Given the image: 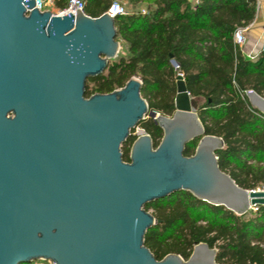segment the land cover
I'll return each mask as SVG.
<instances>
[{
  "label": "water",
  "instance_id": "water-1",
  "mask_svg": "<svg viewBox=\"0 0 264 264\" xmlns=\"http://www.w3.org/2000/svg\"><path fill=\"white\" fill-rule=\"evenodd\" d=\"M34 5L0 0V264H218L205 242L187 259H156L144 244L156 223L144 206L180 190L236 214L264 205V190L219 168L223 140L205 133L181 72L171 116L149 109L136 76L85 97L86 80L119 53L114 16ZM245 95L264 115V96ZM148 117L162 129L159 143L137 135L124 161L122 143Z\"/></svg>",
  "mask_w": 264,
  "mask_h": 264
},
{
  "label": "trees",
  "instance_id": "trees-1",
  "mask_svg": "<svg viewBox=\"0 0 264 264\" xmlns=\"http://www.w3.org/2000/svg\"><path fill=\"white\" fill-rule=\"evenodd\" d=\"M83 12L97 17L111 0H84ZM68 0H53L65 8ZM130 8L114 17L117 60L109 61L97 77L88 78L85 97L109 93L136 76L149 109L171 116L175 110L176 74L181 72L206 134L219 136V168L237 185L254 189L264 185V115L251 107L245 91L264 96V47L254 58L245 57L233 39L237 28L255 16V0H128ZM140 5H144L141 11ZM125 48V54L120 50ZM177 64L175 68L172 64ZM139 126L157 146L162 129L151 119ZM133 131V130H132ZM132 134L121 148L129 161ZM198 138L185 144L193 154ZM156 223L144 235V244L156 259L177 253L187 259L193 246L205 242L216 248L218 264H264V205L236 214L180 190L147 203ZM30 263L21 264H33Z\"/></svg>",
  "mask_w": 264,
  "mask_h": 264
},
{
  "label": "built area",
  "instance_id": "built-area-1",
  "mask_svg": "<svg viewBox=\"0 0 264 264\" xmlns=\"http://www.w3.org/2000/svg\"><path fill=\"white\" fill-rule=\"evenodd\" d=\"M34 3H35L34 7L37 8L38 10L43 11V10L49 9L52 12V10L49 8V5L53 4V0H34ZM47 6H48V8H47ZM84 6H85L84 0H68L65 8L58 9L56 12H52V13L59 15V16L64 15L66 13H75L76 9L83 11ZM105 12L109 13L111 16H114V17L117 15H120V14H125V10L120 5V3H118L117 1H112ZM233 39H234L235 44H237L238 46L242 45L245 41L243 29L237 28L233 33ZM249 58L252 59L254 57L249 56ZM172 64L175 68L178 67L174 61H172ZM134 129H135V132L138 131L139 126H136ZM135 132L133 130L131 132V134L132 133L134 134ZM141 133H145V132L142 130ZM141 133H139V134H141ZM139 134H137V135H139ZM257 190H261V189L257 188ZM262 190H264V189H262ZM252 209L256 210V206L252 207ZM39 261L41 262L40 264H55L54 262H52L50 260H39ZM39 261L38 260L34 261V264H38L37 262H39Z\"/></svg>",
  "mask_w": 264,
  "mask_h": 264
},
{
  "label": "crops",
  "instance_id": "crops-1",
  "mask_svg": "<svg viewBox=\"0 0 264 264\" xmlns=\"http://www.w3.org/2000/svg\"><path fill=\"white\" fill-rule=\"evenodd\" d=\"M255 3L256 11L253 20L241 28L245 41L238 47L245 57L257 56L264 47V0H255Z\"/></svg>",
  "mask_w": 264,
  "mask_h": 264
},
{
  "label": "rangeland",
  "instance_id": "rangeland-1",
  "mask_svg": "<svg viewBox=\"0 0 264 264\" xmlns=\"http://www.w3.org/2000/svg\"><path fill=\"white\" fill-rule=\"evenodd\" d=\"M112 1H117L118 3H120V5L123 7L124 10H128L130 8V3L128 2V0H111V2ZM47 8H48V6H47ZM49 8L52 10V12H55V11H57L59 9L54 4L49 5ZM139 8L141 9V11H143L144 10V5H140ZM121 53L125 54V48H123L122 50H120V54ZM118 55H119V53H118ZM118 55H117V57L114 60H117ZM191 98H194V97H191L190 96V99ZM194 100L196 101V106L203 102V99L202 98H194ZM134 132H135V129H134ZM141 132H142V129L139 127L138 131H136L134 134L132 133V136H136L137 134H139ZM124 146L125 145H124V142H123L121 148H123ZM126 146L130 147V144L129 145L126 144ZM257 188L262 190V189H264V185H259V186L255 187L254 189H257ZM163 198H166V197H163ZM147 211H149L150 213H152V210L151 209H149ZM37 263L40 264L41 262L39 261ZM33 264H34V262H33Z\"/></svg>",
  "mask_w": 264,
  "mask_h": 264
},
{
  "label": "bare ground",
  "instance_id": "bare-ground-1",
  "mask_svg": "<svg viewBox=\"0 0 264 264\" xmlns=\"http://www.w3.org/2000/svg\"><path fill=\"white\" fill-rule=\"evenodd\" d=\"M179 101L182 102V103H185V104L187 103V98H186L185 93H184L183 90L179 91Z\"/></svg>",
  "mask_w": 264,
  "mask_h": 264
}]
</instances>
